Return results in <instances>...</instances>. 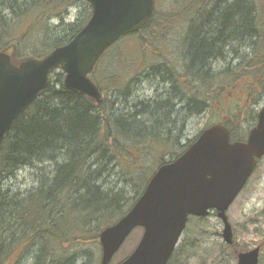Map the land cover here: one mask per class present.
I'll use <instances>...</instances> for the list:
<instances>
[{
  "label": "trees",
  "instance_id": "1",
  "mask_svg": "<svg viewBox=\"0 0 264 264\" xmlns=\"http://www.w3.org/2000/svg\"><path fill=\"white\" fill-rule=\"evenodd\" d=\"M81 2L89 9L86 21L68 23L70 8ZM168 2L173 7L165 15L156 2L151 21L99 62L92 78L102 94L100 104L66 89L64 74L55 71L6 135L0 149V264H17L27 255L30 264L96 262L93 249L100 246L101 232L128 213L159 167L198 138L181 152L166 148H180L181 123L229 105L239 83L247 107L249 97L264 90V0ZM90 16L84 0H0V52L11 51L16 64L45 57L68 44ZM176 24L180 57L169 50L172 61L153 43L162 25ZM126 41L131 47L120 51ZM131 50L138 60L126 55ZM120 67L124 72H115ZM143 81L159 86V100L144 102L133 93ZM236 111L232 120L244 113L250 118L246 130H235V121L220 124L234 141H244L258 112ZM23 169L31 170L35 183L16 191L7 183ZM209 218L189 219L192 240L178 245L169 264L200 250ZM219 249V256L229 258L247 251L222 242Z\"/></svg>",
  "mask_w": 264,
  "mask_h": 264
},
{
  "label": "water",
  "instance_id": "2",
  "mask_svg": "<svg viewBox=\"0 0 264 264\" xmlns=\"http://www.w3.org/2000/svg\"><path fill=\"white\" fill-rule=\"evenodd\" d=\"M92 16L65 46L44 58L18 65L13 53H0V149L6 135L45 91L50 75L64 74L66 89L101 103L92 75L105 53L123 37L141 31L152 19L154 0H85ZM264 158V107L245 141L232 142L222 124L201 133L181 156L161 166L131 210L99 236L101 264H111L128 237L143 229L134 252L120 264H168L190 217L212 212L222 221V238L233 243L227 212ZM260 249L239 255L238 264H259Z\"/></svg>",
  "mask_w": 264,
  "mask_h": 264
},
{
  "label": "rangeland",
  "instance_id": "3",
  "mask_svg": "<svg viewBox=\"0 0 264 264\" xmlns=\"http://www.w3.org/2000/svg\"><path fill=\"white\" fill-rule=\"evenodd\" d=\"M158 13L161 15L166 13L167 8H172L173 4L168 2V0H156ZM89 13V9L82 2L75 3L72 8L69 10V15L66 17L68 23H83L87 19V15ZM162 27V28H161ZM160 27L161 32L157 35L154 40L153 47L157 48V50L162 54V58L166 57V59H172V52L174 51L175 57L178 59L180 57L179 47L174 44L178 41V37L181 30L178 24L172 26L171 28L165 29L162 25ZM129 41L125 43H120L118 49L120 51L125 48H130ZM113 48V47H112ZM111 48V49H112ZM116 48V47H115ZM111 49L109 51H111ZM134 49V47H133ZM163 49V50H162ZM117 48L115 49V51ZM140 50V49H139ZM139 50H136L139 52ZM108 51V53H109ZM118 51V50H117ZM154 51V50H153ZM159 53L157 51H154ZM131 55L134 59L138 60V56L135 51L131 50L126 55ZM129 55V58H130ZM113 56L114 53H113ZM164 56V57H163ZM160 59H155L154 62H158ZM175 61V59H172ZM222 64V63H221ZM106 66V64L103 63ZM125 69L122 67L118 71V73H123ZM239 88L237 91L231 95L232 100L228 104H219L216 105L214 109H210L209 112H206L199 116H193L189 118L185 123H181L180 127H183L182 137L180 140V145L178 148L177 145H166V148L174 150V152H181L183 150L182 147H185L189 144V142L193 141L204 129H206L209 125L220 124L221 122H233L231 125L237 131L246 130L247 124L244 123L246 119H250L247 115L241 114L239 119H233L232 115L239 114L237 108L241 107V110L245 112L247 109L252 110L254 112H258L264 105V90L260 92H256L255 94L249 97V103L247 107L244 102V98L246 97V93L244 92L242 87V83L237 84ZM241 86V87H240ZM159 86L153 87L149 82L143 81V83L135 84L133 86V93L142 101L146 102H155L159 100V95H161V90ZM229 99H226L228 101ZM242 104V105H241ZM237 112V113H236ZM242 112V113H243ZM245 116V117H244ZM242 119V121H240ZM231 120V121H230ZM183 124V125H182ZM182 146V147H181ZM179 150V151H177ZM31 177L30 169H23L19 171L11 181L7 183V185L11 186L16 191L18 189L22 191L30 190L33 188V180ZM229 221L231 222L233 228L237 233V241L245 245V248L252 249L259 245L264 239V159L260 162L255 174L253 175L251 181H249L243 193L239 196L236 202L231 206L230 210L227 213ZM208 230L205 232L206 236L204 238L205 244L200 246V250L198 252L193 251V258L183 257L176 264H231L229 260L228 253L226 256H219V244L223 242L222 239V231L223 224L216 215H212L209 218V222H207ZM143 235L142 229H137L127 240L126 244L122 247L118 255L116 256L113 264H117L127 257H129L133 251L138 246ZM192 234L187 230L183 235L181 242L189 239L192 240ZM93 251L96 252L95 257L97 258L96 262L92 264H100L102 251L101 247L94 248ZM209 254V255H208ZM221 257V258H220ZM20 261V259H19ZM17 262V264H30V256H25L22 261ZM230 261V262H229ZM232 264H235L234 262Z\"/></svg>",
  "mask_w": 264,
  "mask_h": 264
},
{
  "label": "flooded vegetation",
  "instance_id": "4",
  "mask_svg": "<svg viewBox=\"0 0 264 264\" xmlns=\"http://www.w3.org/2000/svg\"><path fill=\"white\" fill-rule=\"evenodd\" d=\"M155 6H156V0H155ZM162 97H164L165 98V83H164V88H163V93H162ZM232 225V224H231ZM232 231H233V243L232 244H230L231 246L232 245H237V246H240V247H245V245H242V244H240L238 241H237V233H236V230L233 228V226H232ZM257 248H259L260 249V255H259V264H264V239H263V241L261 242V243H259V245L258 246H256L255 248H252V249H247L248 251H245V252H249L250 250H254V249H257ZM242 253H244V252H242ZM231 254V253H230ZM241 253H239V254H237L236 255V258H232V257H230L229 258V260L231 261V264L234 262L235 264H238V259H239V255H240ZM232 255V254H231ZM229 261V262H230Z\"/></svg>",
  "mask_w": 264,
  "mask_h": 264
}]
</instances>
